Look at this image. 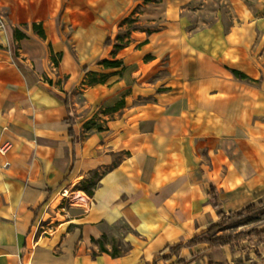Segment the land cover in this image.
I'll return each mask as SVG.
<instances>
[{
    "label": "crops",
    "instance_id": "1",
    "mask_svg": "<svg viewBox=\"0 0 264 264\" xmlns=\"http://www.w3.org/2000/svg\"><path fill=\"white\" fill-rule=\"evenodd\" d=\"M222 1L163 0L117 47L149 5L0 0V264H264L188 245L264 201V0Z\"/></svg>",
    "mask_w": 264,
    "mask_h": 264
},
{
    "label": "rangeland",
    "instance_id": "2",
    "mask_svg": "<svg viewBox=\"0 0 264 264\" xmlns=\"http://www.w3.org/2000/svg\"><path fill=\"white\" fill-rule=\"evenodd\" d=\"M139 1L140 3H143V0H139ZM215 1H217L218 3H215V4L211 3V5L209 6V10L212 11V9L215 8L214 11L219 10L221 13H224L225 18L227 19L231 18L230 7H228V5L222 0H215ZM197 3L198 4L203 3V0H197ZM250 3L252 5H255L253 2H250ZM147 5L149 6L147 7V11L145 12L146 13L145 17L141 18V21H139V17H137V21L135 23H131V24L124 26L123 29L120 31L119 35H122L123 37H130L134 32L135 33L144 32L148 34L152 30L158 27L159 21L157 17H158L159 10L153 7L154 3H149ZM260 11H261L262 16H264V4L263 3H261L260 5ZM210 15L206 16L207 17L206 19H208V21L211 23L213 22V16H210ZM16 30H19L20 32L21 30L22 31L30 30L34 34H37L38 32V30L35 29L33 26L31 25L25 26L24 24H21L20 27L17 28ZM260 40H261V43H264V35L260 36ZM262 78L263 79L261 80L260 83L263 82L264 75H262ZM70 199L72 200L71 201L72 205L80 206V204L77 203V201L78 200L80 201L81 198L78 199L76 198V195H71ZM81 201L84 203L83 199H81ZM259 203L260 202L255 204V208L253 211H250V212L248 211L244 213L241 217L228 218L224 223L221 220V224L218 225L220 226V228L215 231L214 236H219L223 238H228V237L234 238L237 235L247 234L251 231H263L264 229L262 230L260 226L264 225V201H261V204ZM219 232L221 233L218 234ZM258 239H264V236L263 237L250 236V237L245 238L244 240L235 241L231 245L239 244L240 242H243V241H250L251 243L254 240H258Z\"/></svg>",
    "mask_w": 264,
    "mask_h": 264
},
{
    "label": "trees",
    "instance_id": "3",
    "mask_svg": "<svg viewBox=\"0 0 264 264\" xmlns=\"http://www.w3.org/2000/svg\"><path fill=\"white\" fill-rule=\"evenodd\" d=\"M162 1L163 0H143V5H147L149 3L158 4V3H161ZM140 7H141V5L136 7L133 10V12L131 13V15L128 18L124 19V21L122 22V25H121L122 27L126 26L128 24H131V23H135L137 21L136 14L140 13V11H139ZM26 25L27 24H25V26ZM32 26L35 29L38 30L37 34L40 37L44 38V30H43L42 25L33 24ZM15 35L19 39L25 38V34L21 33L19 30H15ZM129 38L130 37H123L122 35H118L117 40H118L119 44H118L117 47H121L123 44H125V42H126L125 40L129 39ZM111 43H112V41L110 39H108L106 41V45H111ZM104 65L106 67H117V66H119V62H117V61L116 62L115 61H106V62H104ZM232 73L234 74L235 77H237V78H239L241 80H247L248 79L247 76H245L243 73H241L239 71H232ZM92 82H95V80H92ZM65 103L68 106V101L67 100L65 101ZM82 187L84 188V190L86 192H89L85 184H82ZM211 198L214 199L213 190H212V193H211ZM259 204H261V202ZM254 208H255V204H251V205L247 206L246 208H244L243 210L238 211V212H234V213L225 214L224 212L220 211L219 215L221 217V220L224 223L228 218L241 217L244 213H246L248 211L249 212L253 211ZM219 228H220V226L212 227V229H210L208 232H206V233L194 238L192 241H190L188 243V245L189 246H193V245H196L198 243H207V244H210L211 246H214V247H223V246H226V245H230V244H232L235 241L244 240L245 238L250 237V236H257V237H263L264 236V230L263 231H251V232H249L247 234L237 235L234 238H232V237L223 238V237H219V236H214L215 231L217 229H219ZM183 247H184V245H179L172 252L173 253H177Z\"/></svg>",
    "mask_w": 264,
    "mask_h": 264
},
{
    "label": "bare ground",
    "instance_id": "4",
    "mask_svg": "<svg viewBox=\"0 0 264 264\" xmlns=\"http://www.w3.org/2000/svg\"><path fill=\"white\" fill-rule=\"evenodd\" d=\"M76 198L80 199L78 196ZM77 203H79L80 205L84 206V203L81 201V199H80V201L78 200Z\"/></svg>",
    "mask_w": 264,
    "mask_h": 264
}]
</instances>
